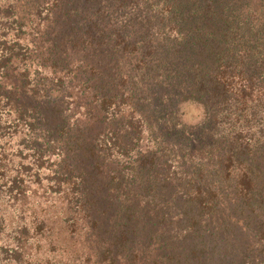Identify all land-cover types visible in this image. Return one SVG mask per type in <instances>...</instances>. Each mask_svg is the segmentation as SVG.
I'll list each match as a JSON object with an SVG mask.
<instances>
[{"label": "trees", "instance_id": "obj_1", "mask_svg": "<svg viewBox=\"0 0 264 264\" xmlns=\"http://www.w3.org/2000/svg\"><path fill=\"white\" fill-rule=\"evenodd\" d=\"M0 264H264V0H0Z\"/></svg>", "mask_w": 264, "mask_h": 264}, {"label": "rangeland", "instance_id": "obj_2", "mask_svg": "<svg viewBox=\"0 0 264 264\" xmlns=\"http://www.w3.org/2000/svg\"><path fill=\"white\" fill-rule=\"evenodd\" d=\"M183 117L188 121H195L202 115V109L196 104H185L182 107Z\"/></svg>", "mask_w": 264, "mask_h": 264}]
</instances>
